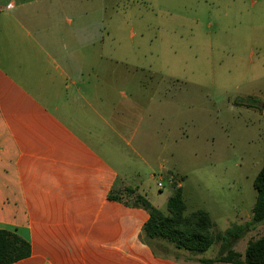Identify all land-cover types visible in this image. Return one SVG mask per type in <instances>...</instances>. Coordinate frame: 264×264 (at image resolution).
<instances>
[{"label": "crops", "instance_id": "crops-1", "mask_svg": "<svg viewBox=\"0 0 264 264\" xmlns=\"http://www.w3.org/2000/svg\"><path fill=\"white\" fill-rule=\"evenodd\" d=\"M109 21L108 0H0V229L31 249L13 264H198L155 257L139 239L148 213L108 198L140 174L130 156L147 167L142 152L161 160L173 137L167 121L185 101L182 82L161 77L145 88L143 69L110 56ZM102 78L127 84L128 101L99 94ZM142 90L144 131L128 142Z\"/></svg>", "mask_w": 264, "mask_h": 264}, {"label": "rangeland", "instance_id": "rangeland-1", "mask_svg": "<svg viewBox=\"0 0 264 264\" xmlns=\"http://www.w3.org/2000/svg\"><path fill=\"white\" fill-rule=\"evenodd\" d=\"M108 13L104 48L123 64L143 69V87L151 89L161 77L184 84L185 101H177L167 121L173 133L164 144L167 150L157 164L153 154H140L151 167L130 156L140 174L129 177L128 186L165 211L173 193L167 171L173 169L186 177L181 182L186 214L206 209L216 231L244 222L255 202L253 182L264 160V0H108ZM111 81L102 78L104 89L98 93L115 104L126 103L130 87L110 86ZM147 91L142 90L143 104L123 131L128 142L145 113ZM174 94L176 103L181 97L178 91ZM249 98L258 109L240 105L251 103ZM144 126L136 129L138 134ZM156 146L160 154L161 146ZM263 236L264 225L257 226L233 250L242 251L248 241ZM219 247L211 246L200 257L215 258ZM171 252L189 262L200 258Z\"/></svg>", "mask_w": 264, "mask_h": 264}, {"label": "trees", "instance_id": "trees-1", "mask_svg": "<svg viewBox=\"0 0 264 264\" xmlns=\"http://www.w3.org/2000/svg\"><path fill=\"white\" fill-rule=\"evenodd\" d=\"M253 99L247 100L251 103L240 105L257 108ZM167 176L173 193L166 202L165 211L154 207L136 188L125 187L120 193L111 190L108 195L112 201L139 207L148 213V220L141 229L139 239L150 248L155 257L180 261L179 256L173 255L171 251H183L196 256L219 243V254L215 258H198L197 263L264 264V236L248 241L243 254L233 250L237 240L257 226L264 225V164L253 182L256 200L251 209L250 220L234 224L223 232L216 231L215 223L202 210L185 214V203L179 185L184 177L171 172H167ZM30 254L27 241L15 232L0 229V264H13L28 258ZM181 261L187 263L189 258Z\"/></svg>", "mask_w": 264, "mask_h": 264}, {"label": "built area", "instance_id": "built-area-1", "mask_svg": "<svg viewBox=\"0 0 264 264\" xmlns=\"http://www.w3.org/2000/svg\"><path fill=\"white\" fill-rule=\"evenodd\" d=\"M157 186H158V188H161L162 187L160 183H158Z\"/></svg>", "mask_w": 264, "mask_h": 264}]
</instances>
